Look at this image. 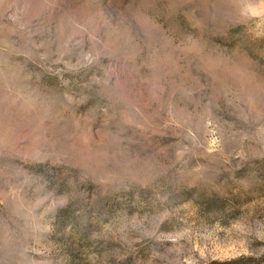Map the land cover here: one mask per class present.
Here are the masks:
<instances>
[{
    "label": "clouds",
    "instance_id": "1",
    "mask_svg": "<svg viewBox=\"0 0 264 264\" xmlns=\"http://www.w3.org/2000/svg\"><path fill=\"white\" fill-rule=\"evenodd\" d=\"M12 7L0 0L5 16ZM25 7L32 25L0 51V264H145L148 244L150 264H172L159 233L264 217V43L243 83L261 103L221 114L242 83L224 44L239 27L233 0ZM185 16L193 23L178 27ZM246 43L258 42L241 34ZM20 92L28 105L12 106ZM53 195L63 198L54 209Z\"/></svg>",
    "mask_w": 264,
    "mask_h": 264
},
{
    "label": "rangeland",
    "instance_id": "2",
    "mask_svg": "<svg viewBox=\"0 0 264 264\" xmlns=\"http://www.w3.org/2000/svg\"><path fill=\"white\" fill-rule=\"evenodd\" d=\"M13 7L9 9L7 16L0 8V51L4 46L5 37L8 38L9 45L12 46L14 33H22L30 27L33 21L29 18L31 9L25 5L34 3V0H10ZM55 3V0H53ZM55 15L56 10H51ZM231 22L239 25L233 33L226 35L225 47L232 52L234 63L240 68L239 78L241 85L234 86L226 90V96L230 104H226L221 110L223 115L227 111L248 115L253 106H259L260 97H252L244 89L243 83H251L255 73L248 68L250 62L259 59L257 51L258 44L264 43V0H233ZM178 27H186L193 21L185 16L176 18L174 21ZM145 26L156 24L155 19H145ZM9 29L14 30L10 32ZM254 38L257 44H240L237 41L240 35ZM190 33L184 34L183 38L188 39ZM86 56L87 53H82ZM150 62V54L146 56ZM150 76V73H145ZM29 98L20 92L17 100L15 94L11 98L12 106L19 104L21 107L27 106ZM4 108V88L0 82V112ZM226 119V118H225ZM254 127H258L255 125ZM214 128H210L208 138V149L213 150L217 147V139L213 134ZM4 126L0 121V136H3ZM14 134L18 137L28 136L29 130L25 128H15ZM10 195L23 200L19 192L10 189ZM63 198L53 195L47 207L55 208L61 205ZM254 206V205H253ZM43 211V209H42ZM183 224V222H182ZM234 233L241 234L237 238ZM162 243L172 252V264H209L215 261L216 264H264V217L256 220L251 228L234 221L228 228L214 224L212 227H203L199 231H194L190 225H183L170 232L159 233ZM39 240L34 242V251H40ZM151 251V244L144 245L139 249L138 254L145 259V264H150L148 253ZM131 264V261H129Z\"/></svg>",
    "mask_w": 264,
    "mask_h": 264
}]
</instances>
